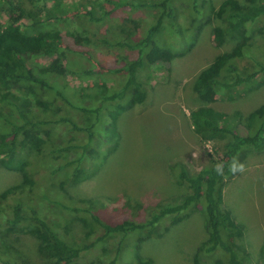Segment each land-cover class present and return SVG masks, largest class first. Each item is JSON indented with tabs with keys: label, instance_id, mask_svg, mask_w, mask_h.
Returning a JSON list of instances; mask_svg holds the SVG:
<instances>
[{
	"label": "rangeland",
	"instance_id": "374dc122",
	"mask_svg": "<svg viewBox=\"0 0 264 264\" xmlns=\"http://www.w3.org/2000/svg\"><path fill=\"white\" fill-rule=\"evenodd\" d=\"M22 1L25 8L41 17L48 13L42 11L43 7L52 8L57 0ZM58 1L60 8L54 12L61 15L64 11L63 17L50 20L44 27L60 32L68 72L62 77L52 76V80L71 103L99 108V119L95 113L73 107L63 97L50 96L53 101L48 111L34 102V118L51 120L49 124L30 127L47 141L42 153L29 145H19L18 159L27 162V173L34 184L22 185L3 197L9 187L22 183L23 175L19 170L5 167L0 158V262L2 258L24 264L52 263L40 251L39 228L28 220L11 222L14 206L18 204L29 215L35 208L63 239L83 248L80 264H109L122 240L127 245L118 264H137L147 259H153L154 264H222L223 251H199L208 238L202 203L177 224H172L174 215L168 214L154 227L108 236H104L103 227L85 208L94 203L92 211L108 223L126 219L145 222L154 212L181 203L192 192L189 183L178 178L180 165L190 174H196L220 162L225 141H203L193 128L191 111L208 105L227 115L239 111L246 116L264 103V83L250 91H245L242 85L231 92L233 97L229 100L212 93V101L207 102L194 90V82L201 70L213 64L223 52L233 55L242 74L260 69V64L264 65L261 29L264 15L247 25L248 41H240L228 31L229 21L217 17L213 11L224 0H205L198 13L194 11V0H172L176 12L165 18L157 34L158 43L179 52L187 49L196 35L195 45L172 61L170 71L159 63L147 64L141 72L146 100L119 117L117 134L112 136L110 113L118 104H128L129 100L105 99L126 80L125 74L110 69L122 67L136 52L127 47L108 46L100 38L106 36L116 44L119 39L139 37L156 22L161 9L123 7L102 23H96L85 14L88 0ZM239 1L248 3V0ZM197 2L200 5L203 0ZM1 4L6 8L2 19L7 22L15 12L9 11L4 2ZM104 5L112 7L110 2L105 1ZM95 11L100 14L99 7ZM216 26L226 30L221 47L214 43ZM50 60L48 56L34 57L31 62L45 65ZM258 80L259 77L254 85ZM63 116L77 126L62 120ZM88 127L93 135L91 143ZM8 129L0 119V130ZM235 130L246 133L242 124ZM117 142L116 150L111 152ZM68 144L75 147L71 151L50 150ZM81 144H88L82 167L92 177L78 182L74 179V170L76 160L84 152L78 146ZM241 162L246 170L227 180L222 192L223 207L244 230L237 238L241 264H264V151L246 147ZM61 203L80 209L74 211ZM140 236L145 239L137 249Z\"/></svg>",
	"mask_w": 264,
	"mask_h": 264
},
{
	"label": "trees",
	"instance_id": "16d2710c",
	"mask_svg": "<svg viewBox=\"0 0 264 264\" xmlns=\"http://www.w3.org/2000/svg\"><path fill=\"white\" fill-rule=\"evenodd\" d=\"M50 2L52 0H42ZM110 2L112 7H106L104 2ZM195 12L203 8L205 0L199 5L194 0ZM8 5L15 14L9 16L4 22L2 14L6 10L1 3ZM172 0H88L85 5L86 13L91 21L102 23L106 17H110L117 9L123 7H157L160 8L158 19L151 24L148 29L139 37H128L119 39L113 43L108 37L100 38L101 42L108 46H118L129 48L136 52V56L127 59L122 67L111 68L125 74V83L110 95L105 96L106 100L116 101L128 99V104H118L111 111L110 117L112 136L117 134L116 127L119 117L128 109L137 104H142L146 100L147 92L144 89V82L141 72L146 69L147 64H162L168 71L171 70L172 61L190 51L195 45L196 35L188 48L182 51H174L169 46H162L158 43L157 34L162 30L164 20L168 16L175 15V7ZM52 8L45 5L42 9L47 11L43 16L34 15L24 7L22 0H0V119L8 130H0V158L2 164L9 169L19 170L23 175L22 183L14 185L5 190L2 194L7 197L22 185L34 184L26 169L27 162L18 159L19 145H29L37 152L45 150L47 141L41 135L35 133L30 127L36 125L49 124L51 120L35 119L33 104H37L43 110L50 109L52 97H63L73 107L88 113H95L99 119L100 109L97 107H87L76 105L70 102L53 82L52 76H65L68 68L65 62V53L61 47V35L57 30H46L44 25L52 19L62 18L64 11L58 15L54 10L60 8L59 1ZM100 8V14H96L95 9ZM8 8V9H9ZM214 9V8H213ZM219 18L225 17L229 21L228 31L240 41H248L247 25L264 15V0H248L247 4L239 0H224L218 9L213 10ZM31 20H28V18ZM264 32V24L261 27ZM225 28L216 26L213 29L215 46L221 47L225 42ZM197 33V32H196ZM51 57L45 64H35L31 62L34 57ZM92 61L93 59L89 57ZM100 70V68H96ZM92 72V70H88ZM259 77V80H254ZM264 83V65L260 64V69L250 74H242L237 62L231 53L223 52L216 56L214 63L201 70L194 82V90L204 101H212L211 95L216 94L222 99L229 100L233 96L231 93L243 85L245 91H250ZM227 98H224L226 97ZM191 122L196 133L203 141L224 140L225 150L220 162L224 164V175L219 176L213 167H205L196 174H190L185 166L180 165L178 171L179 180L187 181L192 192L185 199L176 205L162 207L154 212L151 218L145 222H137L126 219L117 223L103 221L91 207L85 208L90 212L93 220L103 227L104 236L111 233L128 234L139 229L154 227L163 217L173 214L172 224H177L184 217H188L194 207L203 204V210L207 217L208 238L203 242L199 251L202 253H212L217 250L223 251L222 264H241V253L237 243V238L244 233L242 226L235 221L232 213L223 207V189L228 179L235 174L229 171V163L233 157H239L241 161L246 147H253L259 151H264V103L248 115L243 116L239 111L232 115L224 114L214 107L202 105L193 109L190 113ZM19 119L22 121L20 122ZM62 120L69 121L77 126L76 122L69 117H61ZM242 124L246 129L245 134H239L235 130L237 125ZM89 143L93 141L91 127ZM50 134V131H46ZM111 152L116 150V147ZM82 147L83 154L77 160V167L74 170L76 181L88 180L92 175L82 167L84 153L88 144L78 145ZM74 144H68L59 149L71 151ZM97 153V152H96ZM99 153V152H98ZM68 164V163H67ZM65 164V165H67ZM64 166H62L63 168ZM93 202L92 200H89ZM62 206L79 210L77 206L61 203ZM29 221L39 228L38 239L40 241V251L46 253L52 260L51 264H80V256L83 248L70 244L63 239L57 230L43 217L35 208L31 214H25L20 205L14 206V216L11 222ZM145 238L140 236L137 240V249ZM126 241L120 242L115 255L109 264H118L123 257L126 248ZM89 247V246H86ZM0 264H24L11 262L1 258ZM137 264H154L153 259L139 260Z\"/></svg>",
	"mask_w": 264,
	"mask_h": 264
},
{
	"label": "clouds",
	"instance_id": "9594fccd",
	"mask_svg": "<svg viewBox=\"0 0 264 264\" xmlns=\"http://www.w3.org/2000/svg\"><path fill=\"white\" fill-rule=\"evenodd\" d=\"M228 167H229V171L233 174L243 173L246 170L245 164L239 160L238 156L232 158ZM214 171L216 172L217 175L223 176L224 175V164L222 162L215 164Z\"/></svg>",
	"mask_w": 264,
	"mask_h": 264
}]
</instances>
